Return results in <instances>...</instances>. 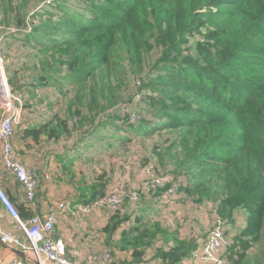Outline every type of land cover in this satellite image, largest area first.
Here are the masks:
<instances>
[{"label":"trees","instance_id":"trees-1","mask_svg":"<svg viewBox=\"0 0 264 264\" xmlns=\"http://www.w3.org/2000/svg\"><path fill=\"white\" fill-rule=\"evenodd\" d=\"M49 3L40 8V22L32 24L28 35L42 46L40 50H50L51 54L44 60L38 87L50 83L60 90L66 79L75 88L90 91L97 72L109 78L111 73H120L121 67L128 71L143 65L151 67L141 83V93L132 92L123 101L121 97L101 109L96 124L110 115L113 130L115 124H120L117 129L121 133L114 130L105 138L122 142L126 132L148 137L137 144H146L150 152L159 156L158 166L180 170L176 178L187 182L183 190L195 196L196 203L201 201L196 191L213 183L217 187L209 197L216 202L223 218L246 213L239 241L256 229L259 234L264 219V0H50ZM113 54L115 62H109ZM53 57L57 59L54 61ZM7 58L10 59V54ZM61 66L65 67L64 74L49 73ZM139 81L136 76L132 86ZM138 107L144 114L151 110L148 118L138 115ZM123 109L127 110L119 114ZM98 126L99 132L93 128L82 136L83 139L95 135L99 139L96 145H84L87 151L100 149L105 143L102 135L95 134H104L105 129ZM123 126L128 130H122ZM66 132L67 125L62 121L58 125L44 122L25 129V135L36 142L41 137L59 140ZM155 133L163 135V139ZM72 148L73 152L79 149L78 153H82V147ZM110 148L113 144L104 149ZM62 154L68 158L70 152ZM74 161L62 164L61 172L64 174L68 169L71 173ZM71 177L65 175L66 180ZM106 184L107 181L99 179L97 184L85 182L74 190L83 198L89 194L87 202L95 201L106 193ZM154 195L159 197L160 192ZM10 200L21 218L35 214L45 217L44 213L21 204L13 194ZM152 207L151 204L150 210ZM145 216L143 224L123 233L122 241L132 248L134 258L150 249L160 257L159 264H175L197 247L193 239L179 240L177 234L174 237L164 234L162 239L161 231L166 233L161 230L163 226L159 224L155 231H150L153 229L150 218L155 217ZM125 217L126 213L117 210L103 231L111 233ZM167 237L173 238L174 246L166 243ZM231 247L235 250V243ZM231 263L239 264L238 258Z\"/></svg>","mask_w":264,"mask_h":264},{"label":"rangeland","instance_id":"rangeland-1","mask_svg":"<svg viewBox=\"0 0 264 264\" xmlns=\"http://www.w3.org/2000/svg\"><path fill=\"white\" fill-rule=\"evenodd\" d=\"M49 1L0 0V34L3 35L2 54L6 71L10 72L8 85L17 99H15L17 105L22 108L21 116L25 115L27 118V122L25 117L20 119V125L26 123L23 129L35 123L40 125L44 122L58 125L59 121H62L67 125L65 136L60 137L59 140L43 137L38 142L30 140L31 153L37 155L41 152L42 155H45L51 152L48 155V161H53L52 163L56 168L58 167L57 163L61 166L67 161L75 160L71 173L68 169L64 173V177L68 174L73 176L69 180H65L73 186L76 185L75 188L80 184L84 185L85 182L87 185H92L99 183V179L105 182L115 178V181L106 184L107 191L103 196L95 201L87 202L88 198L86 199L87 203L79 208L84 214H91L93 209L102 207L111 213V217L115 215L117 210L121 209L126 213L125 218L129 219L127 230H130L135 213L144 206H151L152 204V210H149L148 215L155 218L160 217V219L150 218L153 220V223L151 222L153 229L150 231H155L160 224L163 226L161 230L166 232L161 231L162 239L164 234L173 235V237L174 234H182L195 240L196 242L193 243L197 247L190 254L192 259V253L204 241L205 237L213 235L220 239V247L213 252V257H206V260L199 263L193 259L197 264H232V259L234 261L236 258H238L239 264H264V219L259 234L257 229L246 233L245 237L241 238V240L247 241L243 244L238 237L241 231L245 229L246 222L244 220L247 215L242 212L223 218L216 208V202L209 197L217 185L212 183L208 187L201 186L196 191L197 199L201 201L196 203L194 201L195 196L183 190L187 186V182L183 183L178 177L176 178L180 170H169L163 165L158 166L157 162L160 163L159 156L150 152L146 148V144H137L141 140H147L148 137L126 132L127 136L122 142L110 137L105 138L107 133L114 130L117 134L121 133L117 129L120 124H115L117 127L114 130L111 127L112 115L104 116L106 118L104 122L100 118L99 123L96 124L98 116L103 112L101 109L105 105L120 101L121 97L123 101V98L131 95L132 92L134 95L141 93V83L148 76L151 67L143 65L138 70L128 71L120 66V73L117 75L111 73L109 78L102 77V74L97 72L90 91L75 88V84L70 85L66 79L62 81L61 84L63 85L60 90L50 83L44 88L38 87L37 79L43 73L44 60L51 54H49L50 50H40L42 46L38 45L33 37L29 38L28 35L31 33L32 24L40 22L38 16V13L41 12L40 8L51 4ZM34 11H36L35 16L32 14ZM8 54H10V63H7ZM53 59L55 61L57 58L53 57ZM89 59V57L86 58V61ZM108 61L115 62L114 54L108 58ZM65 72L64 66L49 71L52 76L62 75ZM136 76L140 78V81L132 86ZM128 107H132V102L129 103ZM127 109H123L119 114ZM136 111L139 116L146 118L151 112L149 110L145 114L141 113L139 107ZM97 126L98 129L102 127L105 129L104 134L98 133ZM93 128L98 131L95 134L103 136L105 143L100 145V149L87 151V148H83L84 145H96L99 140L95 135L82 139V136ZM120 128L128 130L127 126ZM153 135L158 136L160 140L163 139V135L161 136L160 133ZM109 143L113 144V148L105 150L104 148L110 146ZM14 145L17 149V145L15 143ZM74 146L82 147L80 150L82 153H78L79 149L76 150L77 148L73 152L72 147ZM66 151L70 152L68 158L63 154L62 157H58L59 154ZM18 158L20 159L19 156ZM22 163L26 168L23 161ZM27 171L32 172L33 170ZM39 180L40 176L38 175V183ZM147 190L148 192L145 193ZM119 191L124 193L121 194ZM157 192H160L159 197L154 195ZM164 192L167 194L174 192L175 195L166 196L163 195ZM103 199L111 200L115 207L101 203ZM59 202H63L65 206L59 210L56 221L48 233V237L52 240H54L52 232L58 217L67 209L68 205L64 200L47 203V205H56ZM44 214L46 215L45 210ZM136 215L144 216L145 214ZM232 243H235V250L231 247ZM109 247V245H105L100 254L90 255L85 263L89 261L103 263L112 259L111 247ZM117 250H122L121 246Z\"/></svg>","mask_w":264,"mask_h":264},{"label":"crops","instance_id":"crops-1","mask_svg":"<svg viewBox=\"0 0 264 264\" xmlns=\"http://www.w3.org/2000/svg\"><path fill=\"white\" fill-rule=\"evenodd\" d=\"M7 63H10V59L7 61ZM7 78L10 82L9 71H7ZM23 117H25V121L27 122L25 115L21 116V120ZM38 124L39 123H35L27 128H35L38 126ZM25 125L26 123L24 122V124L21 123V125L19 124L16 127L13 144L15 143L17 145V154L24 162L27 170L36 171L40 175L37 189V202L35 207H32L31 209L36 213H44L46 205L50 201L64 200L67 203V209L59 215L52 232V237L54 240H61L63 242L65 257L69 260L85 263L89 259L90 255L100 254L103 247H105V245H109L111 247L109 248L111 249L112 259L108 262V264H159L160 257L156 256L157 254L154 250H145L141 256L134 258L132 256V248L129 245L125 246L124 242L122 241L123 233L127 230L129 219H124L122 222H120L116 229H114L111 233H105L103 231L104 227L111 218V213L107 209L97 207V209L92 210L91 214H84L79 209L81 205L87 203L86 199L89 198V194H87L88 197L86 196V198H83V195L80 196L81 193L74 190L76 185L73 186L70 182L65 180L64 174L61 172L58 163V167L56 168L52 163L53 161H48V155L51 152H48L45 155H42L41 152L37 155L31 153L29 145L31 143L30 140L32 141V138L25 135L26 128L23 129ZM61 155L62 153L59 154L58 157ZM111 181H115V178L107 181V183ZM0 186L4 189L9 198L10 194H13L20 202V197L22 195L21 187L15 178L6 171V167L3 162H0ZM21 204L23 203L21 202ZM141 209L135 213V216L139 213L142 215H147L151 209V206L146 205ZM145 215L141 216V218L138 220L134 219L132 221L131 230L134 227L143 224V220L146 218ZM0 220L4 229L16 233L23 242H29L24 230L17 225L16 220L10 217L1 200ZM178 239L192 240L190 237L183 236L182 234L178 235ZM0 240L6 246L5 247L0 244V252L2 254H4L6 257H10V255H16L12 251L13 248H16L15 246L11 247L4 243L1 237ZM193 242L196 241L193 240ZM166 243L168 245H173V238L167 237ZM119 246H121L122 250L118 251L117 248ZM23 259L25 263L36 264L35 261L31 260L28 254L26 258ZM175 264L197 263L189 255Z\"/></svg>","mask_w":264,"mask_h":264},{"label":"built area","instance_id":"built-area-1","mask_svg":"<svg viewBox=\"0 0 264 264\" xmlns=\"http://www.w3.org/2000/svg\"><path fill=\"white\" fill-rule=\"evenodd\" d=\"M2 50L3 35L0 34V162L5 164L6 171L15 178L21 187L20 202L32 208L35 207L37 202L38 173L26 170L21 159L18 158L13 144L15 129L20 124L22 108L17 105L16 98L13 92L10 91ZM118 197L120 198L119 195ZM0 200L10 217L16 220L17 225L24 230L29 239V242H23L16 233L4 229L0 220V237L2 241L27 253L36 264H108L111 260L109 259L103 263L93 261L80 263L69 260L64 255L63 243L60 240L55 241L48 237L59 210H62L65 206L63 202L56 203V205H47L45 208L46 215L43 218L37 214L28 218H21L15 205L1 186ZM101 203L115 207L113 202L108 199L101 200ZM219 247L220 239L213 235L207 236L192 253V257L196 262H202L206 260V257H213V252L218 250ZM0 264L29 263H25L24 259L17 255L6 257L0 252Z\"/></svg>","mask_w":264,"mask_h":264},{"label":"water","instance_id":"water-1","mask_svg":"<svg viewBox=\"0 0 264 264\" xmlns=\"http://www.w3.org/2000/svg\"><path fill=\"white\" fill-rule=\"evenodd\" d=\"M0 244L3 245V246H5V245L1 242V240H0ZM5 247H6V246H5ZM12 251H13L16 255H18L19 257H21V258H26V256H27V254H26L25 252H23V251H21V250H17L16 248H13Z\"/></svg>","mask_w":264,"mask_h":264},{"label":"clouds","instance_id":"clouds-1","mask_svg":"<svg viewBox=\"0 0 264 264\" xmlns=\"http://www.w3.org/2000/svg\"><path fill=\"white\" fill-rule=\"evenodd\" d=\"M16 33V32H15Z\"/></svg>","mask_w":264,"mask_h":264}]
</instances>
